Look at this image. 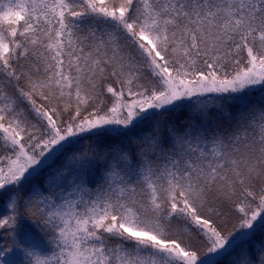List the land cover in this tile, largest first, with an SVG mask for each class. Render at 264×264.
<instances>
[{"label": "snow or ice", "instance_id": "snow-or-ice-1", "mask_svg": "<svg viewBox=\"0 0 264 264\" xmlns=\"http://www.w3.org/2000/svg\"><path fill=\"white\" fill-rule=\"evenodd\" d=\"M0 264H264V0H0Z\"/></svg>", "mask_w": 264, "mask_h": 264}]
</instances>
